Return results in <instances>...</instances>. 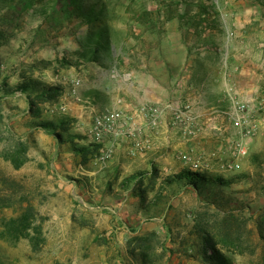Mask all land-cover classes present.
Returning a JSON list of instances; mask_svg holds the SVG:
<instances>
[{
  "label": "rangeland",
  "instance_id": "1",
  "mask_svg": "<svg viewBox=\"0 0 264 264\" xmlns=\"http://www.w3.org/2000/svg\"><path fill=\"white\" fill-rule=\"evenodd\" d=\"M102 1L107 11L98 24L109 27L112 40V50L104 63L55 64L30 70L37 77L65 86L58 105L67 104L68 110L60 113L77 115L80 111L82 115L76 117L74 127L84 134L89 133L92 111L70 93L74 81H81L79 93L97 78H102L104 84H118L119 47H130L129 38L146 45L150 33L161 34L169 15L180 17L188 8L193 10L191 13L198 10L184 0ZM263 2L252 0L245 5L264 16ZM18 6L22 10L15 25L7 27L11 37L0 46V68L4 75L10 74V82L17 80L14 71L28 69V64L70 56L96 26L69 16L56 4L49 13L42 5ZM238 7L231 0H219L214 10L230 18ZM27 108L22 95L0 100L7 121L0 124V264H211L200 251V238L192 233L195 216L207 212L210 218L219 219L224 212L207 206L193 191H177L175 195L166 191L159 204L152 201L154 193L150 192L143 202L149 211L142 213L141 201L128 192L119 194L117 180L111 190L105 184L107 176L114 178L110 170L119 174V169L113 168L119 160V144L114 145L113 156L106 163L91 159L84 164L69 150L68 143L31 129ZM259 117L263 125L258 128L256 124L257 131L248 140L249 154L241 160L242 168L224 174L249 175L227 191L229 205L237 206L230 229L237 246L224 242L218 246L230 256V264H264L263 109ZM17 139L29 144V160L19 169L3 158ZM27 207L35 211V227L30 237H17L7 230L5 222ZM138 237L150 245V262L140 256Z\"/></svg>",
  "mask_w": 264,
  "mask_h": 264
},
{
  "label": "crops",
  "instance_id": "2",
  "mask_svg": "<svg viewBox=\"0 0 264 264\" xmlns=\"http://www.w3.org/2000/svg\"><path fill=\"white\" fill-rule=\"evenodd\" d=\"M214 1L219 5V0ZM231 1L239 7L230 18L217 11L203 14L205 21L196 27L182 15H169L161 34L150 33L146 45L129 38L130 47H119V83L104 84L102 78H97L80 90L84 97L98 91L90 95H95V104L100 107L116 106L118 101L119 107L129 110L146 102L192 106L190 114L195 119L187 121L195 132L191 138L184 140L182 127L174 125L167 114L158 129H145L141 134L143 139L154 142L150 150L130 155V144L119 143V160L113 167L119 169V174L110 170L114 180L107 176L105 184L109 190L117 180L119 194L128 192L137 199L136 183L142 181V188H146L153 166L160 170L159 179L187 168L178 158L181 150L192 152L195 158L205 157L211 164L206 171L227 174L219 171L217 158L212 154L230 156L227 141L236 129L225 112L234 99L248 102L252 123L262 127L259 111H264V16H258L257 9L246 7L252 0ZM200 20L196 16L195 21ZM77 113L70 115L79 118L82 113ZM219 127L226 128L222 135L217 134ZM120 168L125 171L120 172ZM140 170L148 174L128 182ZM127 171L132 172L125 174Z\"/></svg>",
  "mask_w": 264,
  "mask_h": 264
},
{
  "label": "trees",
  "instance_id": "3",
  "mask_svg": "<svg viewBox=\"0 0 264 264\" xmlns=\"http://www.w3.org/2000/svg\"><path fill=\"white\" fill-rule=\"evenodd\" d=\"M184 1L190 4V7L197 6L198 10L195 13H191L193 10L188 8V11L182 14L183 18L191 20V24L196 27H199L205 21H203V14L215 12L214 0ZM19 3H23L24 7L28 5H42L45 8L43 10L45 13H49L51 11L49 8L56 4L69 16L76 17L89 25H96L93 28L94 30H91L84 37L83 41H80V48L71 52L70 56L65 55L56 60H44L41 63L28 64L30 69L25 67L14 71V74L18 75L17 80L14 82H10V74L4 75L0 68V100L2 101L11 96H24L28 104L26 112L31 116L28 126L31 129L45 131L54 136L60 143H68L69 150L80 156L84 164H88L89 160H96L102 155L105 149L104 143L92 140L89 133L84 134L75 130L76 117L62 114L60 111H52V107L50 106H54L60 102L65 86L51 83L42 77H37L30 70L36 67L39 69L51 68L55 64L62 66L74 64L79 66L91 62L104 63V60L112 50V40L109 27L100 26L98 22L105 16L107 4L102 0H0V46L11 37L7 27L8 25H15L14 22L17 14L22 10V7L18 6ZM196 16L201 18L198 23L195 21ZM93 92L98 91H91L92 94ZM90 94L85 98L98 103L94 99L95 95L92 96ZM3 123L6 124L7 121L5 120L4 113L0 110V124ZM28 152L29 144L17 139L11 148L3 153V158L19 169L29 160ZM159 171L157 166H153V175L148 181L146 188H142V181L136 183L135 196L141 201L140 206L142 208L140 211L148 213L149 206L143 202H146L150 192L154 193V200L152 201L159 204L163 196L166 195V191H171L172 195H175L177 191H193L206 202L207 206L215 207L216 211L224 212L223 217L219 219L210 218L207 216V212H197L192 233L200 238L199 246L201 253L211 264H230V256L225 254L218 246L221 242L237 246L236 239L230 232L232 223H234L233 218H235L237 206L229 205L230 199L227 191L235 182L248 178L249 175L247 173H240L226 177L224 174L186 168L178 173L159 179ZM147 174L148 171L140 170L127 180L131 182L132 178H141ZM35 219V211L27 207L25 212L18 217L10 218L5 222V225L7 230L17 237L19 235L30 237L31 229L35 227ZM262 235L264 237L263 232ZM137 239L142 246L140 256L145 261L150 262L151 259L148 252L150 245L142 237H138Z\"/></svg>",
  "mask_w": 264,
  "mask_h": 264
},
{
  "label": "built area",
  "instance_id": "4",
  "mask_svg": "<svg viewBox=\"0 0 264 264\" xmlns=\"http://www.w3.org/2000/svg\"><path fill=\"white\" fill-rule=\"evenodd\" d=\"M80 80H75L70 93L76 100L86 102L92 111V123L89 129V135L96 142H103L105 149L99 160L106 163L113 156L114 145L121 142L129 143L128 153L137 155L146 152L153 147L154 142L151 139H143L141 134L145 129L155 130L160 127L161 118L167 114L170 115L174 125L182 127V137L187 140L194 136L195 132L189 127L188 120H193L190 111V104L180 105L175 102H146L134 107L132 110L124 109L118 105L97 106L92 100L83 98L78 92ZM250 104L246 101L234 99L232 107L227 110L226 116L236 129V133L231 135L227 141V149L230 153L228 158L218 157L214 152L212 156L217 158L218 169L221 172H235L242 168L241 160L249 154L248 140L257 131L256 125L252 123L249 117ZM67 104H56L52 111L66 113ZM217 134L225 133V127L216 128ZM110 143V145H107ZM178 158L184 166L193 170L206 171L207 166L211 164L205 157L195 158L193 153L181 150Z\"/></svg>",
  "mask_w": 264,
  "mask_h": 264
}]
</instances>
